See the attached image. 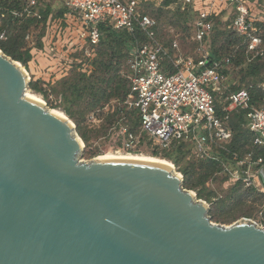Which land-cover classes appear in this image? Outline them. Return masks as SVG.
<instances>
[{
	"label": "water",
	"instance_id": "obj_1",
	"mask_svg": "<svg viewBox=\"0 0 264 264\" xmlns=\"http://www.w3.org/2000/svg\"><path fill=\"white\" fill-rule=\"evenodd\" d=\"M28 79L0 50V264H264V228L211 222L169 166L80 161L75 126L26 98Z\"/></svg>",
	"mask_w": 264,
	"mask_h": 264
},
{
	"label": "built area",
	"instance_id": "obj_2",
	"mask_svg": "<svg viewBox=\"0 0 264 264\" xmlns=\"http://www.w3.org/2000/svg\"><path fill=\"white\" fill-rule=\"evenodd\" d=\"M16 1L22 3L19 10L0 7V26L7 14L13 18L41 20V0ZM61 1L68 9L64 17L72 16L81 22L77 33L83 41L88 59L94 56L99 44L101 25L126 29L130 33L138 30L145 37L144 42L137 43L127 62V98L124 101H112L105 108L113 105L117 107L122 122L126 121V111L137 112L138 132L131 131L125 124L120 128L123 136L120 151L140 154L147 148L146 140L160 151L169 149L174 143H183L194 161H219L215 152H225L236 159L234 168L233 171L229 170L228 165L222 162V170L218 174L228 176V180L233 182L240 181L245 188L264 194L258 179V170L264 168V159L255 160L251 151L242 157L230 153L228 145L232 140V131L227 126L232 111L245 110L252 147L264 148V82L258 85L262 94L258 106L256 102L253 103L250 93L241 89L228 93L223 100L218 101L220 108L217 110L211 91L218 89L225 81L221 68L229 64L230 59L210 60L207 53L195 59L182 53L176 39H172L168 45L162 43L157 37L155 19L143 9V4L152 0ZM175 1L195 13L192 40L198 44L204 41L206 32L212 28L211 18L220 15L227 5L233 6L235 16L230 29L242 38L246 62L264 57V17L257 18L247 0ZM29 38L30 34L27 33L26 42ZM3 39L5 31L1 30L0 40Z\"/></svg>",
	"mask_w": 264,
	"mask_h": 264
},
{
	"label": "trees",
	"instance_id": "obj_3",
	"mask_svg": "<svg viewBox=\"0 0 264 264\" xmlns=\"http://www.w3.org/2000/svg\"><path fill=\"white\" fill-rule=\"evenodd\" d=\"M173 1L174 0H164L163 5L155 9V15L152 18L155 19L157 24L156 31H158L157 21L163 15L166 17L170 15V19L174 18L175 22H170V24L172 23L176 26H179V24L184 25L191 16H195V13H193L189 7L183 9L180 4L177 5L174 10L165 9ZM21 5L22 3L16 0H0V7L7 10H19ZM62 5L63 7L61 10L55 15L56 17L61 18L68 13V9L64 6L63 2ZM40 13L42 15L41 20L31 17L13 18L11 15L7 14L0 26V31H5V39L0 40V50L3 54L25 67L32 59L30 54L31 48L25 40L26 34L29 33L31 29H35L45 22L46 18L49 16L50 8L46 10L40 9ZM219 17L218 15L211 18V30L214 32L213 37H217V40L221 37L224 41L226 45L224 48L225 54L224 56L220 55L217 49H213L211 50L209 58L210 60L221 61L228 57L230 59L229 64H224L221 68V72L225 76V81L223 83L229 87L227 92L230 93L246 89L250 93L253 103L256 102L257 104L255 105L258 106L262 99V94L258 89V85L264 82V78L261 77L264 73V57L247 63L245 60V46L242 45V38L231 29H221ZM256 25L261 27L259 23ZM100 31L101 38L99 44L96 46L94 56L89 60L85 69H83L85 67L84 64H78L77 68L72 69L68 76L56 81L54 85L50 86L49 90L43 89V83L39 80L31 79L28 83V88L34 92V94L41 95L49 108L55 110L59 109L75 124L76 131L84 143H87L89 138L84 133H81V117L87 112L90 113L95 110H99L100 112V110L112 101H124L127 98L129 94V83L126 78L128 73L127 63L124 71H121V65L130 58V51L135 48L137 43L145 41L144 35L138 30L130 33L126 29H114L106 25H101ZM42 35L41 32L37 38ZM262 37L264 38V30H262ZM217 40L215 39L213 46L216 44ZM170 42L164 44L168 45ZM37 47L39 49L42 47L39 41ZM233 72L238 75L240 74V85L231 86V84H229L231 80L230 76ZM241 85L243 86L241 87ZM48 92L52 93L56 99L59 100L57 104H51L48 98ZM211 93L215 98L217 110H219L220 105L217 100L219 93H217V89L212 90ZM228 93H226V95ZM116 114L117 113L108 114L105 123L109 124ZM125 115L126 121H124V124L134 132V130L139 127L136 110L126 111ZM245 115V110L232 111L229 114L227 126L232 131V140L228 145L229 152L236 153L238 157H242V155L251 151L255 160L260 158L263 160L264 148L259 149L252 147V135L247 128V119ZM143 140H145L144 136ZM161 152L163 153V160H168V162L172 161L173 164L177 166L178 172L181 173L183 177L184 188L193 190L198 185L202 186L196 193L198 199L206 197V199L210 200L213 192L209 191L206 194L203 193L207 190L204 186L206 181L213 174L219 173L222 170V162L234 167V162L236 161L231 154L218 151L215 152V155L219 158V161H194L189 156L188 147L183 143H174L169 149ZM181 162L184 164L182 167H179ZM196 165H198L199 168H205L206 173L199 174L197 183L193 184L192 177L195 175V170L197 169L195 168ZM224 178L228 179V176H224L223 179ZM241 185L242 183L240 181L235 182L233 186L229 188L228 195L225 199L221 198L219 202L222 203L227 198H231L233 194L241 188ZM209 214H212L211 210H209Z\"/></svg>",
	"mask_w": 264,
	"mask_h": 264
},
{
	"label": "rangeland",
	"instance_id": "obj_4",
	"mask_svg": "<svg viewBox=\"0 0 264 264\" xmlns=\"http://www.w3.org/2000/svg\"><path fill=\"white\" fill-rule=\"evenodd\" d=\"M41 1L43 3V10L50 8L49 16L43 24H40L37 28L29 31L30 38L27 42L32 51L36 52L35 56L37 58L33 62V65L37 67V73L39 74L33 75L31 73L29 65L31 61L26 67L20 63L19 64L20 67L27 73L29 77L28 82H30L31 79L39 80L43 83V89L49 90L50 86L54 85V83L59 79L68 76L69 72L72 69L77 68L78 64H84L85 67L83 69H85L90 59L87 60L85 49L83 47V41L82 39H79L77 33L81 27V22L72 16H63L61 18L55 16L63 7L61 0ZM247 1L249 2L252 13L257 14V18L264 17V0ZM163 2L164 0H152L151 2H148L150 4L144 3L143 9L149 16L154 17L155 9L161 7ZM177 5H179L178 1L174 0L169 5V8L165 9L174 10ZM219 16L220 28L230 29L231 21L234 17L233 6L227 5ZM169 17L170 15L167 17L163 15L157 21V37L162 43H168L175 38L179 43L182 53L190 55L195 59L199 58L204 53L210 55L211 50L213 49H217L218 54L224 56V48L226 45L221 37H219L218 40L217 37H213L214 32L212 30L206 32L207 35L201 44L192 40L194 35L193 21L195 20V16H191L187 23L184 25L179 24V26L173 25L172 23L170 24V22H175V19H170ZM41 32L43 35L37 38ZM214 38L217 42L213 46V42L215 41ZM38 41L42 45L40 49L37 47ZM131 52L132 50L130 53ZM127 61L121 65V71H124ZM261 77L264 78V73ZM230 78L231 80L229 81V84H231V86L237 84L240 85V74L238 75L233 72ZM242 86L243 85H241V87ZM228 88L229 87H227L225 83L218 87V101L224 99L226 93H228ZM27 91L34 93L29 88ZM37 95L43 100L41 95ZM48 98L52 105L57 104L59 101L50 92H48ZM44 104L49 108L45 101ZM105 108L106 106L100 110V112L99 110H95L90 113L87 112L83 115V117H81L80 129L81 133H84L89 138L87 143L83 142L76 131L75 124L69 119L75 126L76 135L83 142V149L79 154V159L82 162L91 161L98 156L127 154L119 150L123 141V136L120 134V128L124 125V122L120 120L122 115L118 112L117 107L114 105L113 107L110 106L107 109ZM56 110L60 111L59 109ZM112 112L117 114L109 124L105 123L106 116ZM113 126H115V128ZM134 132H138V129L134 130ZM145 142L147 148L144 149L142 153L137 155L163 159V153L160 150L151 146L146 140ZM169 162L173 164L172 161ZM183 164L184 163L181 162L179 167H182ZM227 167L229 170L233 171V166L228 165ZM173 168L178 173L177 166L174 165ZM195 168L197 169L195 170V175L192 177L193 184L197 183L199 174L206 173L205 168H199L198 165H196ZM223 177V174L215 173L206 181L204 186L207 190L203 193L206 194L207 192L212 191L213 195L210 200L206 199V197L202 199L197 198L196 193L202 187L200 185L193 190H189L195 194L198 200L209 206V210H211L212 213L209 214L211 222L229 226L235 222L241 221L242 219H247L256 223L259 227L264 228V194L252 189H247L242 184L241 188L235 192L231 198H227L224 202L220 203L219 200H221V198L225 199L228 195L229 188L235 183L226 178L223 179ZM184 189L188 190L187 188Z\"/></svg>",
	"mask_w": 264,
	"mask_h": 264
},
{
	"label": "bare ground",
	"instance_id": "obj_5",
	"mask_svg": "<svg viewBox=\"0 0 264 264\" xmlns=\"http://www.w3.org/2000/svg\"><path fill=\"white\" fill-rule=\"evenodd\" d=\"M26 98L35 101L39 104H44V101L37 95L31 92H26ZM54 114L60 116L61 118H65L63 113L61 111L52 109L51 110ZM83 144V142H81ZM108 160H136V161H148V162H153V163H159L163 165L169 166L172 170L176 172V170L173 168V165L165 161L163 159L159 158H154V157H149V156H144V155H135V154H125V155H105V156H98L92 159L93 162H100V161H108Z\"/></svg>",
	"mask_w": 264,
	"mask_h": 264
},
{
	"label": "crops",
	"instance_id": "obj_6",
	"mask_svg": "<svg viewBox=\"0 0 264 264\" xmlns=\"http://www.w3.org/2000/svg\"><path fill=\"white\" fill-rule=\"evenodd\" d=\"M35 53H36V52L32 51V49H31L30 54H31V56H32V59H31V62L29 63V65H30L31 73H32L33 75H38L39 73H37V67H36L35 65H33V62H34L35 59L37 58V57L35 56ZM31 64H32L33 66H32ZM36 77H37V76H36Z\"/></svg>",
	"mask_w": 264,
	"mask_h": 264
}]
</instances>
